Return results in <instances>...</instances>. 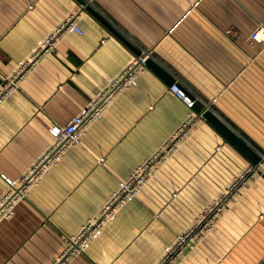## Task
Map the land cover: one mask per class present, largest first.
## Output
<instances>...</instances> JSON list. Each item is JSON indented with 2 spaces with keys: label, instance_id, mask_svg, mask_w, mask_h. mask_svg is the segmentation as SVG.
Here are the masks:
<instances>
[{
  "label": "crops",
  "instance_id": "obj_1",
  "mask_svg": "<svg viewBox=\"0 0 264 264\" xmlns=\"http://www.w3.org/2000/svg\"><path fill=\"white\" fill-rule=\"evenodd\" d=\"M192 93L188 105L146 65L91 122L80 142L0 221V264H50L65 238L100 214L135 166L194 114L188 134L114 213L86 250L66 264H152L175 234L224 189L249 159L203 116L205 106L264 152V0H86ZM72 15L19 87L0 102L1 174L17 180L50 141L47 126L78 112L134 54L77 0H0V83L18 60ZM264 260V173L171 264Z\"/></svg>",
  "mask_w": 264,
  "mask_h": 264
},
{
  "label": "built area",
  "instance_id": "obj_2",
  "mask_svg": "<svg viewBox=\"0 0 264 264\" xmlns=\"http://www.w3.org/2000/svg\"><path fill=\"white\" fill-rule=\"evenodd\" d=\"M63 31L79 34L82 32L74 17L69 15L57 24L51 32L40 37L30 48L28 56L18 60L12 72L5 76L0 83V102L19 87L25 73L42 54L54 50L56 39L59 33ZM249 40L251 42L264 41L263 27L258 26L252 30ZM147 56L148 54L132 55L128 62L111 76L78 112L72 114L64 123L49 124L47 130L51 138L48 145L17 180H12L1 174L7 187L0 194V221L10 217L17 202L27 197L30 188L36 185L42 176L62 159L69 147L80 142L81 136L89 124L101 116L102 111L110 101L119 92L136 83L137 75L146 67L145 59ZM168 88L186 104L189 105L192 102V93L178 79H174ZM200 117H202V113ZM193 121L194 114L188 112L185 119L175 128L169 138L135 166L124 180L119 182L117 189L112 192L110 198L101 207L100 214L88 218L77 233L64 239L65 244L62 251L50 264H66L76 253L86 250L90 241L98 236L104 226L113 218L114 213L136 197L137 192L176 150L180 141L187 136ZM263 173L264 152H260L256 162L249 160L232 177L225 188L217 192L214 198L201 209L193 221L181 232L175 234L172 241L164 246L152 264H171L178 256L184 254L203 237L204 232L216 220V216L227 209L241 194L247 182ZM256 264H264V260Z\"/></svg>",
  "mask_w": 264,
  "mask_h": 264
},
{
  "label": "water",
  "instance_id": "obj_3",
  "mask_svg": "<svg viewBox=\"0 0 264 264\" xmlns=\"http://www.w3.org/2000/svg\"><path fill=\"white\" fill-rule=\"evenodd\" d=\"M86 10L95 16L113 35L120 39L134 54L138 55L140 49L135 46L125 35H123L112 23L105 18L98 10H96L86 0H77ZM145 64L156 71L161 76L165 77L168 82L174 80L169 75V72L152 57L147 56ZM202 116L210 122L222 135L235 145L250 161L256 162L259 159V154L252 148V146L240 136L233 128H231L224 120H222L213 110L205 106L202 110Z\"/></svg>",
  "mask_w": 264,
  "mask_h": 264
}]
</instances>
